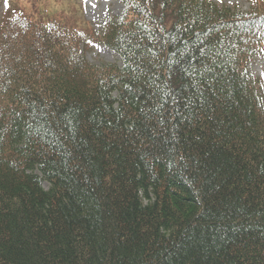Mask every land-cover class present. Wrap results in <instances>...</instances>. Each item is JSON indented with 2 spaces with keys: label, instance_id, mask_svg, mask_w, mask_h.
<instances>
[{
  "label": "trees",
  "instance_id": "1",
  "mask_svg": "<svg viewBox=\"0 0 264 264\" xmlns=\"http://www.w3.org/2000/svg\"><path fill=\"white\" fill-rule=\"evenodd\" d=\"M121 1L0 0V264H264V0Z\"/></svg>",
  "mask_w": 264,
  "mask_h": 264
},
{
  "label": "rangeland",
  "instance_id": "2",
  "mask_svg": "<svg viewBox=\"0 0 264 264\" xmlns=\"http://www.w3.org/2000/svg\"><path fill=\"white\" fill-rule=\"evenodd\" d=\"M218 4H224L229 7L237 6L240 13L248 11L249 0H212ZM64 6L76 11L77 17L83 22L90 25L94 32H99L101 25L105 20L118 18L123 10L124 5L121 0H64ZM88 63L94 65L115 64L121 66L122 62L118 55L105 45H94L85 53ZM251 75L260 77L264 80V53L253 58L249 65ZM264 86V84H263ZM47 189V186L44 185Z\"/></svg>",
  "mask_w": 264,
  "mask_h": 264
}]
</instances>
